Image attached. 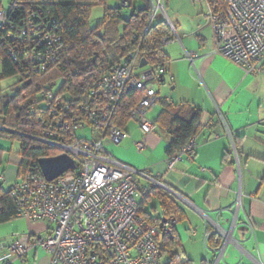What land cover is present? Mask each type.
I'll use <instances>...</instances> for the list:
<instances>
[{
	"label": "built area",
	"instance_id": "1",
	"mask_svg": "<svg viewBox=\"0 0 264 264\" xmlns=\"http://www.w3.org/2000/svg\"><path fill=\"white\" fill-rule=\"evenodd\" d=\"M193 2L204 6L202 27H210L213 33V46L208 55L224 58L244 76L260 75L264 62V0H224L222 10L217 9L215 0ZM151 4L146 30L152 20L160 16L176 36L165 14V0H151ZM16 6L15 2L6 8L0 5L1 26L7 23ZM28 27L39 40L41 36L35 34L38 28L34 29L32 22ZM44 42L51 47L59 38L44 35L39 43ZM184 55L192 65L195 55L186 52ZM37 57L40 61L49 58L47 55ZM139 62V53L135 51L103 76L90 91L87 108L76 111L68 105H60L51 96L45 97L54 102L49 109L50 117L38 121L41 133L31 139L52 148L58 155H68L75 169L51 182L38 173L29 172L8 188L16 206L15 219L45 222L49 229L41 236L20 235L9 245L0 242V264L24 263L27 254L36 249L47 253L48 264H160L157 238L160 231H169L177 221L169 219L151 224L140 215L139 204L154 188L178 194L155 175L118 161L104 146L105 140L118 146L127 137L123 129L111 122L116 104L127 92L142 93L138 104L128 113L129 120L144 134L154 129L148 117L160 101L155 84L166 70L139 69ZM0 131L7 130L0 125ZM84 131L88 135H84ZM134 147L140 153L145 146L136 142ZM196 147L197 137H192L177 155L167 159L168 169L172 170L183 155H191ZM231 149L238 165L234 144ZM240 196L238 192L230 232L210 221L222 245L209 264L219 263L230 233L239 225ZM240 225L253 233L247 218ZM253 264L262 263L253 260Z\"/></svg>",
	"mask_w": 264,
	"mask_h": 264
},
{
	"label": "crops",
	"instance_id": "2",
	"mask_svg": "<svg viewBox=\"0 0 264 264\" xmlns=\"http://www.w3.org/2000/svg\"><path fill=\"white\" fill-rule=\"evenodd\" d=\"M203 10L201 6L192 20V28H187L181 20L171 22L176 40L164 47L169 64L163 81L155 84L160 100L166 104L175 107L186 103L200 110L202 130L196 150L189 156L183 155L169 170L165 155L168 121H163L160 127L157 125L149 134L129 122L124 128L127 137L113 155L128 166L155 175L178 194L171 195L181 210L182 220L174 227V236L179 243L176 251L182 259L192 264L212 262L214 254L206 248L208 231L214 233L210 221L230 232L239 192L242 207L239 225L230 233L218 264H253V260L264 264V73L244 76L224 58L208 55L213 33L210 27H202ZM185 52L195 55L192 65L185 59ZM162 108L159 101L151 111L152 122ZM136 141L145 146L141 154L133 149ZM232 144L236 147L238 165ZM11 146L0 141V186L4 191L17 180L19 160L10 156ZM154 202L157 203L153 200L145 210L152 216L154 211L164 221L161 209L152 205ZM244 218L250 221L252 234L240 225ZM18 221L21 220L0 224V242L9 245L20 236ZM22 221L27 222L25 235L41 236L49 229L45 222ZM7 224L11 235L4 237L7 235L2 229ZM162 258L166 261V257ZM161 259L160 264H164ZM48 262L47 253L36 249L27 254L24 263L12 261L11 264Z\"/></svg>",
	"mask_w": 264,
	"mask_h": 264
},
{
	"label": "trees",
	"instance_id": "3",
	"mask_svg": "<svg viewBox=\"0 0 264 264\" xmlns=\"http://www.w3.org/2000/svg\"><path fill=\"white\" fill-rule=\"evenodd\" d=\"M107 1L8 0L7 5L15 2L17 6L9 14L7 23L0 24V79L18 78L16 88L19 92L14 90L12 97L0 100V125L7 130L0 131V136L19 143L17 179L29 172L41 175L38 160L58 156L52 148L31 139L41 133L38 121L50 117L49 109L54 102L45 97L51 96L60 105H68L76 111L89 107L90 91L135 51L140 60H145L147 68L167 71L169 59L164 46L165 42L173 40V34L160 16H156L146 30L152 12L151 0H114L117 5L109 8ZM215 3L218 10L225 5L224 0H215ZM98 5L104 7L102 21L91 27L90 13ZM125 9L130 11L126 18L123 16ZM31 22L34 29L38 28L35 34L41 36L39 40L31 34L28 27ZM44 35H54L59 42L51 47L45 42L39 43ZM38 55L49 58L40 61ZM163 78L164 75L161 81ZM56 80H60L61 85L54 93L52 88ZM159 82L160 79L156 84ZM141 97L142 93L135 91L123 94L116 104L112 124L124 130L131 122L129 111ZM160 103L163 108L153 119V125L160 127L163 121H168L164 127L168 136L165 151L168 159L177 155L192 137H198L202 130V114L191 104L172 107L162 99ZM153 200L159 204L164 220H182L181 210L172 195L154 188L139 204L140 215L149 223L161 221L154 211L152 216L145 210ZM15 216L13 198L0 186V224L15 219ZM169 231L170 234L167 230L160 231L157 238L161 257H166L164 264H192L180 257L176 251L179 243L174 228ZM221 245L222 239L208 231L206 248L214 254L212 261Z\"/></svg>",
	"mask_w": 264,
	"mask_h": 264
},
{
	"label": "rangeland",
	"instance_id": "4",
	"mask_svg": "<svg viewBox=\"0 0 264 264\" xmlns=\"http://www.w3.org/2000/svg\"><path fill=\"white\" fill-rule=\"evenodd\" d=\"M7 2H8V0H0V5L4 8H6ZM116 5H117V3L114 0H108L106 2V6L108 8L114 7ZM201 6H203V5L202 4H195L193 2V0H165V14H166V16L170 22H175V20H178V21L181 20V21H184L183 23L185 26H187V28L188 27L192 28V20L194 18H196L198 10L201 8ZM103 13H104V7L102 5H98V6H95L94 8H92L91 13H90V25H91V27L97 26L102 21ZM129 13H130L129 10H127V9L123 10V16L125 18L128 17ZM202 24H203V18H202ZM187 28L186 29L183 28V29L185 31H187ZM179 31L180 30H178V33H180ZM175 40H176L175 36H173V41H175ZM263 73H264V70H263ZM18 80L19 79L16 77L7 78V79H0V100H5L6 98L12 97L15 93L14 90L15 91L17 90V92H19V90L16 88L17 84H18ZM60 85H61L60 80H56L55 86L52 88V92L56 93L59 90ZM262 93H264V90L262 91ZM148 118L151 119V113L149 114ZM132 124H134V123L132 122ZM136 127L139 129V127L137 125H136ZM83 134L88 135V133L85 131ZM0 141L1 142H7L8 144H12L11 150H10V153H11L10 156L14 157L18 160L20 159L19 143L17 141H11L9 139H5L2 137H0ZM104 146H105L106 150L109 153H111L112 155L114 152L115 153L117 152V149L120 148L119 146H115V145L110 144L107 140H105ZM133 149L137 154H141V153H138L136 151L134 144H133ZM113 157H115V156L113 155ZM135 169L141 170L139 168H135ZM152 205H154L160 209L158 203L154 202ZM149 207H151V206H149ZM158 215H160V211H158ZM17 220H21V221H18L19 222L18 223V229H20L18 234L19 235L28 234V231L25 228L27 226V222L22 221V219H17ZM9 228H10V226L8 224L4 225L2 230L4 231L5 235H7L4 237H8L11 235V233L9 232ZM164 261H165V258H162L161 263H163Z\"/></svg>",
	"mask_w": 264,
	"mask_h": 264
},
{
	"label": "water",
	"instance_id": "5",
	"mask_svg": "<svg viewBox=\"0 0 264 264\" xmlns=\"http://www.w3.org/2000/svg\"><path fill=\"white\" fill-rule=\"evenodd\" d=\"M147 67V63L144 59L139 62V69ZM162 77H160L161 82ZM38 166L42 177L47 182L54 181L63 174L74 171L75 165L73 160L66 154H61L51 158H44L38 160ZM167 233H171L167 231Z\"/></svg>",
	"mask_w": 264,
	"mask_h": 264
}]
</instances>
